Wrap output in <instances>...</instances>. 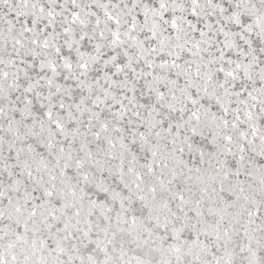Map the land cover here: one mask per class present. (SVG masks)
Instances as JSON below:
<instances>
[{"label":"snow or ice","instance_id":"1","mask_svg":"<svg viewBox=\"0 0 264 264\" xmlns=\"http://www.w3.org/2000/svg\"><path fill=\"white\" fill-rule=\"evenodd\" d=\"M0 264H264V0H0Z\"/></svg>","mask_w":264,"mask_h":264}]
</instances>
